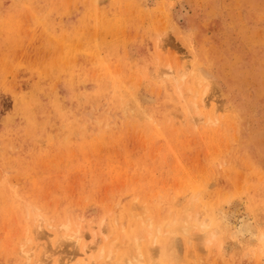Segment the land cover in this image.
Returning <instances> with one entry per match:
<instances>
[{"label": "rangeland", "instance_id": "obj_1", "mask_svg": "<svg viewBox=\"0 0 264 264\" xmlns=\"http://www.w3.org/2000/svg\"><path fill=\"white\" fill-rule=\"evenodd\" d=\"M260 232L264 0H0V264H264Z\"/></svg>", "mask_w": 264, "mask_h": 264}, {"label": "bare ground", "instance_id": "obj_2", "mask_svg": "<svg viewBox=\"0 0 264 264\" xmlns=\"http://www.w3.org/2000/svg\"><path fill=\"white\" fill-rule=\"evenodd\" d=\"M250 222H251V221H250ZM250 222H249V223H250ZM242 223H243V222H242ZM249 223H248V224H249ZM178 224H179V223H178ZM251 224H252V223H251ZM242 225H243V224H242ZM67 226H69V225H67ZM67 226H65V228H66ZM142 227H143V226H142ZM142 227H141V228H142ZM144 227H145V226H144ZM144 227H143V228H144ZM240 227H241V226H240V224H239V228H240ZM141 228H140V229H141ZM242 228H243V227H242ZM66 229L68 230V228H66ZM238 230H239V229H238ZM240 230H241V229H240ZM141 231H144V229H143V230H139L140 233H141ZM235 231H236V230H235ZM250 231H251V230H250ZM250 231H249V232H250ZM144 232H147V231H144ZM244 232H246V231H244ZM251 232H252V231H251ZM258 232H259V231H258ZM74 233H75V232H74ZM76 233H77V232H76ZM140 233H139V234H136V236H135L136 239H138V237H141L143 234H145V233H141V234H140ZM240 233H242V232L240 231ZM246 233H247V232H246ZM77 234H78V233H77ZM244 234H245V233H244ZM250 234H251V233H250ZM250 234H249V237H250ZM262 234H263V237H264V233H263V232H260L258 235L260 236V235H262ZM73 235H74V234H73ZM140 235H141V236H140ZM237 235H238V234H237ZM237 235H236V233H235L234 236H237ZM252 235H253V234H252ZM255 235H256V234H255ZM255 235H254V236H255ZM77 236H78V235H77ZM241 236H242V235H241ZM241 236H239V237L241 238ZM254 236H252V238H253ZM142 237H143V236H142ZM239 237H237V238H239ZM261 237H262V236H261ZM263 237H262V238H263ZM80 238H82V237H79V236H78V240H77V242H79V241L81 240ZM135 238H134V242H135ZM259 238H260V237H259ZM142 239H143V238H142ZM262 240H263V239H262ZM77 242H76V243H77ZM136 242H137V240H136ZM136 242H135V243H136ZM77 244H78V243H77ZM140 244H141V243L138 242L136 246L138 247V246H140ZM114 247H115V246H114ZM111 248H112V247H111ZM111 248H110V249H111ZM110 249H109V250H110ZM165 249H166L165 251L167 252V250H168L167 247H165ZM102 250H103V249H102ZM165 251H164V252H165ZM111 252H112V251H111ZM166 252H165V253H166ZM109 253H110V251H109ZM165 253H164V254H165ZM85 254H86V253H85ZM110 254H111V253H110ZM167 254H168V253H167ZM167 254H166V256L168 257L167 259H169V256H168ZM136 257H137V256H136ZM162 257H165V255H163ZM85 259H86V257H85ZM85 259H84V260H85ZM136 259H137V258H136ZM165 259H166V257H165ZM84 260H79L77 264H92L91 261H90L91 263H90V262L87 263V261H84ZM92 261H93V260H92ZM135 263H136V262H135Z\"/></svg>", "mask_w": 264, "mask_h": 264}]
</instances>
